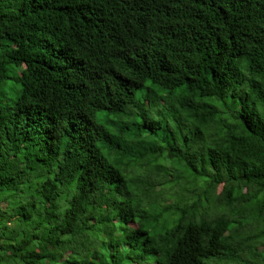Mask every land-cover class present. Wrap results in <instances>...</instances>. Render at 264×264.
Returning <instances> with one entry per match:
<instances>
[{"label": "trees", "instance_id": "16d2710c", "mask_svg": "<svg viewBox=\"0 0 264 264\" xmlns=\"http://www.w3.org/2000/svg\"><path fill=\"white\" fill-rule=\"evenodd\" d=\"M0 264H264V0H0Z\"/></svg>", "mask_w": 264, "mask_h": 264}, {"label": "rangeland", "instance_id": "374dc122", "mask_svg": "<svg viewBox=\"0 0 264 264\" xmlns=\"http://www.w3.org/2000/svg\"><path fill=\"white\" fill-rule=\"evenodd\" d=\"M169 201H170V203H172L173 202V198L171 197V199Z\"/></svg>", "mask_w": 264, "mask_h": 264}]
</instances>
